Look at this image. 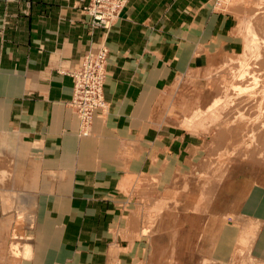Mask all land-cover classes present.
Instances as JSON below:
<instances>
[{
    "label": "crops",
    "instance_id": "1",
    "mask_svg": "<svg viewBox=\"0 0 264 264\" xmlns=\"http://www.w3.org/2000/svg\"><path fill=\"white\" fill-rule=\"evenodd\" d=\"M166 2L130 0L123 20L106 31L89 23L82 10L88 0H0V233L13 241L23 219L19 240L30 248L17 264L144 258L150 238L136 221L138 192H153L150 182L164 191L194 160L190 145L201 143L180 126L157 124L156 98L186 76L193 58V69L204 64L196 57L207 52L216 19L205 30L201 22L188 30L182 19L153 27L156 18L187 15L188 5ZM102 41L107 108L80 135L68 105L70 73ZM135 178L149 185L135 188ZM231 234L213 236L210 228L202 240L216 246L207 255L226 256Z\"/></svg>",
    "mask_w": 264,
    "mask_h": 264
},
{
    "label": "rangeland",
    "instance_id": "2",
    "mask_svg": "<svg viewBox=\"0 0 264 264\" xmlns=\"http://www.w3.org/2000/svg\"><path fill=\"white\" fill-rule=\"evenodd\" d=\"M129 1L104 25L94 24L89 15L91 0L82 10L92 27L110 31L123 20ZM175 1L171 0L170 8ZM178 2L188 5L187 15L156 18L153 27L182 19L188 30L197 31L198 22L205 30L216 19L210 28L212 38L205 41L207 52L196 57L204 64L193 69V58L186 76L178 74L157 95L155 121L180 126L201 143L190 145L194 160L164 191L145 178L130 180L135 188L149 185L153 190L149 193L147 187L138 192L136 221L150 243L137 264H264V0ZM201 10L205 20L198 15ZM102 47L106 49L105 81L108 47L104 41L83 54L70 76L87 54H97ZM104 102L100 113L107 108ZM79 134L83 135L80 122ZM23 226L20 218L13 241L1 240L4 235L0 233V264H17L19 257L29 255V250L24 252L27 241L19 240ZM210 228L213 236L220 230L232 232L226 256L207 255L208 245L216 246V242L202 240L211 238Z\"/></svg>",
    "mask_w": 264,
    "mask_h": 264
},
{
    "label": "built area",
    "instance_id": "3",
    "mask_svg": "<svg viewBox=\"0 0 264 264\" xmlns=\"http://www.w3.org/2000/svg\"><path fill=\"white\" fill-rule=\"evenodd\" d=\"M125 0H91L88 13L94 24L104 25L114 17ZM119 11V10H118ZM106 49L97 54H87L82 65L73 74V93L70 107L79 119L83 135L90 131L94 115L102 110L105 102L102 95Z\"/></svg>",
    "mask_w": 264,
    "mask_h": 264
},
{
    "label": "bare ground",
    "instance_id": "4",
    "mask_svg": "<svg viewBox=\"0 0 264 264\" xmlns=\"http://www.w3.org/2000/svg\"><path fill=\"white\" fill-rule=\"evenodd\" d=\"M244 77V76H243ZM233 87V86H232ZM241 89V88H240ZM239 89V90H240ZM231 90V89H230ZM235 90V89H234ZM252 90V89H251ZM240 94H241V92H240ZM237 109V108H236ZM25 244V243H24ZM27 244H28V242L26 243V248L24 249V252L26 253V251H28L29 250V246L27 247ZM25 253H23V254H25Z\"/></svg>",
    "mask_w": 264,
    "mask_h": 264
}]
</instances>
